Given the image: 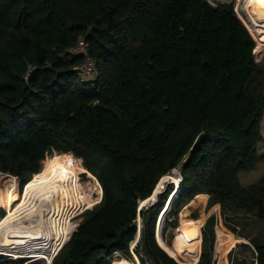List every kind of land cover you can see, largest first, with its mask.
I'll use <instances>...</instances> for the list:
<instances>
[{"label": "trees", "instance_id": "trees-1", "mask_svg": "<svg viewBox=\"0 0 264 264\" xmlns=\"http://www.w3.org/2000/svg\"><path fill=\"white\" fill-rule=\"evenodd\" d=\"M82 37L97 67L87 81L74 69L83 56L68 53ZM256 47L233 2L0 0V173L17 176L22 193L48 156L64 153L66 160L56 156L80 163L103 188L75 231L77 222L68 221L64 243L73 234L51 264L132 258L139 215L140 264H190L156 236L177 187L167 227H179V212L198 194L209 196L207 210L221 205L233 231L242 214L264 225V176L249 185L239 179L264 161V55ZM187 155L182 181L139 210ZM218 221L211 214L203 224L196 264H221ZM250 242L242 245L252 259L234 264H264V235ZM182 248L197 254L191 236ZM23 261L0 254V264Z\"/></svg>", "mask_w": 264, "mask_h": 264}, {"label": "bare ground", "instance_id": "bare-ground-1", "mask_svg": "<svg viewBox=\"0 0 264 264\" xmlns=\"http://www.w3.org/2000/svg\"><path fill=\"white\" fill-rule=\"evenodd\" d=\"M246 11L251 21L249 24L251 30L257 39L264 43V0H248ZM74 164L72 161L61 164L55 158L45 160V167L24 186L22 194L19 192L17 176L0 173V203L9 208L8 216L2 217L0 221V250L15 246L14 249L17 248V253H20H16V256L24 255L46 261L47 264L52 263L54 253L68 240L64 243L65 226L69 221L67 212L72 214L73 209L84 210L95 204L92 194L80 188L81 184L75 178ZM175 173L173 178L178 179V174ZM69 179L73 182L71 183ZM179 190L180 188L177 187L173 198L175 194L177 197ZM16 200H18L17 205H15ZM146 201L147 199L141 200V203ZM162 225L163 221L158 223L157 240L169 253L177 256L163 240ZM220 237L228 239L224 232ZM0 252L14 254L11 249ZM115 264H140V262H131L124 258Z\"/></svg>", "mask_w": 264, "mask_h": 264}, {"label": "rangeland", "instance_id": "rangeland-1", "mask_svg": "<svg viewBox=\"0 0 264 264\" xmlns=\"http://www.w3.org/2000/svg\"><path fill=\"white\" fill-rule=\"evenodd\" d=\"M208 1L214 5H217V4L223 3V2H233L234 3L236 13L242 19V21L245 23V25L248 27V29L250 30L251 34L253 35L254 39L257 42V47L255 50L258 52L259 57H262L264 55V43L257 39V36H255V34L253 33V31L251 30V28L249 26V24H251V21L247 15V11H246V5H247L248 0H208ZM261 130L264 134V115L262 118ZM259 151L264 152V143H260ZM54 155H55V153H54ZM54 155L48 156L45 160H47L49 157H52ZM56 155L59 156L62 160H66L67 157L69 156V155L64 154V153H60V154H56ZM56 155L54 158L59 163L66 164L68 162V160L65 162L61 161L60 158H58ZM45 160L43 162V168L45 167V165H44ZM81 164L83 165L82 160H81ZM79 166H80V163H79V165L74 164V174H75L76 179H77V175H76L77 169L80 170ZM174 170H176V169H174ZM13 176H15V175H13ZM173 176H174V174L169 173L163 179H161L159 181V184L157 185L156 190L153 192V194L156 193L155 196L152 197L153 195H151V197L149 199H147V201L144 202L143 204L140 201V207L157 201L159 199V194L162 193L163 191H165L167 185L171 182L165 183L164 185L162 183L165 182L167 179L170 180V178L171 177L173 178ZM262 176H264V161H262V160L258 161L256 166L253 169L242 170L239 173V179L243 185H249L251 183H254V182L258 181ZM178 177H179V175H178ZM95 179H96V177L93 179L92 177L89 176L87 171H84V170L79 171V182L81 183L80 188L84 192H90L92 194V199H93L95 204L92 207L85 208L84 210H82V209L78 210V209L71 208V209H73V210H71L72 214L67 212V214L69 215V220L71 219L72 215L73 216L75 215V217L74 218L72 217L71 220L73 222L74 221L77 222L76 228L78 227L80 222L84 219V215H85L86 211L89 209H92L93 207H95L97 205H99L102 201L103 188H102L101 183H100L101 187L99 186V184L98 185L96 184ZM173 179H176V178L174 177ZM69 181L71 183L73 182L71 179H69ZM173 183H174V186H176V184L180 183V178L176 179ZM19 189H20V187H19ZM23 191H24V189H23ZM22 193L20 192V194H22ZM100 193L102 194V197H101V200L98 202V197H99ZM203 196H204L203 194H198L193 200L190 201V203L187 206H185L179 212V227L182 224V226L180 228L179 227L175 228V227H171V226L167 227L168 222L170 220L174 219V215L171 214L170 209H171V205L173 203V200L176 197V194H175L174 198H173V195L171 196L169 202L167 203V205L165 206V208L163 210L162 216H161L160 221H159V223H161L163 221V225H162V229H161L162 237L170 247H172V246L175 247V250L178 252V257H176V259L179 260L180 262L196 264L195 263L196 260H194L193 255H189L188 252H186V250L184 248H182L180 241L181 240L185 241L186 238L188 237V233L190 231V236L193 240V249L195 250L197 247L200 249V251H199V259H200L201 252H202V239H203L202 238V226L205 223L206 219L211 214H216L218 217V220H219L218 224L216 226L217 239H216V246H215V251H214L215 258L217 259V261L220 259L221 264H232V260L235 257H237V258L239 257L238 259L247 257L248 260H251L252 256H253L252 250L249 248H246L244 245H242V243H248L249 246L252 247V244L250 242V238L251 237H262L264 235L263 223L258 221L257 219L250 217L247 214H242L239 217V219L234 220L233 224L236 225L237 231H233L224 222L222 212H221V205L216 204L210 210H207L209 196H207V197H203ZM18 200L15 201V205H17ZM96 201H97V203H96ZM6 207H7V205L4 206V204L0 203V221L2 220L1 219L2 217L6 218L8 216L9 208L8 207L6 208ZM202 216H204V217L201 218L200 220H198V218H200ZM195 219H197L198 221ZM48 224H49V222H48ZM45 225H46V223H45ZM137 225L139 228L138 229V232H139L140 227L142 229V218L140 215L137 218ZM67 228H68V222L66 223V226H65L66 233H65V236L63 238H66V236H67ZM138 232L136 234V238L132 241V244H131L132 258H127V257L122 256L120 253H116L113 255V260L126 258L131 262H138V263L140 262V256H138V254H136V252H135V246L140 239ZM220 232H222V233H220ZM223 232L227 235L228 239L220 237V235L221 236L223 235ZM174 240H175L176 246L174 245ZM14 247L15 246L5 247V248L1 249L0 251H5L6 249H11V251H13V253L15 255L9 254L6 252H4V253L0 252V254L5 255L6 257H11L8 255H13V257H18V259H24L23 264H47L46 261L33 262V260H31L30 257H26L24 255L22 257H20L21 255L16 256V253L18 251L16 250L17 248L14 249ZM17 254H20V253H17ZM141 256H143L144 258H147L146 255H144V254H142ZM148 263L151 264L149 261H148Z\"/></svg>", "mask_w": 264, "mask_h": 264}, {"label": "built area", "instance_id": "built-area-1", "mask_svg": "<svg viewBox=\"0 0 264 264\" xmlns=\"http://www.w3.org/2000/svg\"><path fill=\"white\" fill-rule=\"evenodd\" d=\"M68 53L69 54H76V55H81L83 56V61L76 65L74 67V69L78 72V75L80 76V78L83 80V81H87V80H91L93 79L95 76H96V72H97V67H96V62L95 60L89 55V52H88V44H87V41L85 40V38H80L75 45L71 46L69 49H68ZM32 69L29 70V72L27 73L26 75V78H29L30 76V72H31ZM78 213V212H77ZM72 217L74 218L75 215ZM71 217V219H72ZM77 229V228H76ZM70 239V238H69ZM68 239V240H69ZM62 248V247H61ZM60 248V249H61ZM59 249V250H60ZM56 251V253H54V257L56 256V254L59 252ZM53 257V259H54ZM36 261H41V260H38V259H34L33 262H36ZM232 264L233 263V260H232Z\"/></svg>", "mask_w": 264, "mask_h": 264}, {"label": "water", "instance_id": "water-1", "mask_svg": "<svg viewBox=\"0 0 264 264\" xmlns=\"http://www.w3.org/2000/svg\"><path fill=\"white\" fill-rule=\"evenodd\" d=\"M258 50V49H257ZM190 157V155H187L186 157H185V159H184V161L182 162V163H180V165L177 167V168H175L176 169V173H175V170L173 169L172 171H171V173L172 174H178L179 175V178H180V182L182 181V179H183V177H182V174H181V172H182V170H183V168H184V165H185V163L187 162V160H188V158ZM3 173V172H2ZM169 182H174V179L171 177L170 178V180H166L165 182H163L162 184L164 185L165 183H169ZM143 207V206H142ZM142 207H140L139 208V210H141V208ZM125 231V228H123L120 232H119V234H118V238H117V240L115 241V243H113V245L114 244H117V243H119L120 241H121V239H122V235H123V232ZM138 235H139V237L141 236V227H140V231L138 232ZM72 236V235H71ZM161 247H162V245H160ZM163 248V247H162ZM164 250H166L165 248H164ZM166 252H168L167 250H166ZM169 253V252H168ZM170 254V253H169ZM106 255V253H101L100 254V258H102V257H104ZM171 255V254H170ZM172 256V255H171ZM175 258V257H174ZM176 259V258H175Z\"/></svg>", "mask_w": 264, "mask_h": 264}, {"label": "crops", "instance_id": "crops-1", "mask_svg": "<svg viewBox=\"0 0 264 264\" xmlns=\"http://www.w3.org/2000/svg\"><path fill=\"white\" fill-rule=\"evenodd\" d=\"M19 192H20V189H19ZM199 199V198H198ZM217 205H219V204H217ZM163 213V212H162ZM162 216V215H161ZM161 216H160V218H161ZM159 221L160 220H158V223H159ZM158 223H157V228H158ZM192 226V225H191ZM190 238V231H189V233H188V237L186 238V240L185 241H180V244L183 246L185 243H186V241L188 240ZM164 240V239H163ZM165 241V240H164ZM158 242H159V244L160 245H162L161 243H160V241L158 240ZM165 243H166V241H165ZM167 244V243H166ZM168 245V244H167ZM169 246V245H168ZM162 247L163 248H165L163 245H162ZM170 247V246H169ZM170 248H172V247H170ZM175 252H176V254H177V256H174V255H172L171 253V255L173 256V257H178V252L174 249V248H172ZM199 251H200V249L198 248V250H197V254H195V255H193V257H194V260H196L195 261V263H197L198 262V260H199ZM197 258V259H196Z\"/></svg>", "mask_w": 264, "mask_h": 264}, {"label": "clouds", "instance_id": "clouds-1", "mask_svg": "<svg viewBox=\"0 0 264 264\" xmlns=\"http://www.w3.org/2000/svg\"><path fill=\"white\" fill-rule=\"evenodd\" d=\"M8 256H11V257H8V258L18 259V257H13V255H8ZM20 257H22V256H20ZM31 260H34V258L31 257Z\"/></svg>", "mask_w": 264, "mask_h": 264}]
</instances>
